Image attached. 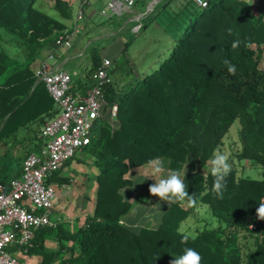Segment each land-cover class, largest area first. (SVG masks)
<instances>
[{"label":"trees","instance_id":"obj_1","mask_svg":"<svg viewBox=\"0 0 264 264\" xmlns=\"http://www.w3.org/2000/svg\"><path fill=\"white\" fill-rule=\"evenodd\" d=\"M174 1L160 3L169 7L170 16L147 35L151 41L142 47L140 62L127 56L133 38L122 57L112 59L111 81L103 89L107 104L90 143L80 150L93 156L89 164L98 170L93 210L78 217L74 228L61 221L39 228L32 244L20 249L27 257H41L34 264H170L185 248L199 252L202 264H264V220L256 216L264 203V178L245 176L231 165L226 188L217 196L211 171L203 172L213 152L222 151L237 119L238 161L264 168V16L248 0H209L206 8L179 0L171 8ZM33 2L0 0V28L26 48L25 62L0 49V75H5L0 83L3 181L20 175L28 152L41 145L45 121L57 112L35 62L42 49L59 45L64 26ZM233 41H239L235 49ZM90 50L92 66L73 84L74 92L86 94L94 84L92 72L103 58L99 48ZM226 59L236 66L234 75ZM114 104L118 112L111 117ZM23 129L27 133L20 136ZM155 157L185 176L195 202L186 198L169 204L154 226L127 224L124 217L134 203L124 191L136 185L129 173ZM50 180L59 186L71 181L60 169ZM203 203L218 225L195 234L181 231V222ZM240 232L252 237V247H240ZM48 239L57 245L48 246ZM17 248L14 243L9 250Z\"/></svg>","mask_w":264,"mask_h":264},{"label":"built area","instance_id":"obj_2","mask_svg":"<svg viewBox=\"0 0 264 264\" xmlns=\"http://www.w3.org/2000/svg\"><path fill=\"white\" fill-rule=\"evenodd\" d=\"M138 1L110 0L109 7L118 11L121 5L132 7ZM194 1L202 8L209 6V0ZM82 4H89V0H82ZM79 13L80 18L82 12ZM79 31L75 25L60 32L59 45L69 42ZM112 66V59H103L92 72L94 84L86 94L73 90L74 76L78 73L47 63L38 68L37 75L46 84L57 112L45 121L43 145L39 151L27 154L20 175L9 181L0 179V264H34L15 256L9 248L14 243L19 249L27 248L39 228L56 224L52 215L56 183L50 177L90 143L94 123L107 104L103 89L111 81ZM109 112L115 117L118 105L114 104Z\"/></svg>","mask_w":264,"mask_h":264},{"label":"crops","instance_id":"obj_3","mask_svg":"<svg viewBox=\"0 0 264 264\" xmlns=\"http://www.w3.org/2000/svg\"><path fill=\"white\" fill-rule=\"evenodd\" d=\"M61 1L63 2V4L57 5L56 0H34L33 5L40 8L44 12L48 13L50 16L56 18L61 24H63L64 28L60 30L58 33L62 32L65 29L72 28L75 25H78L80 31L75 36H73L72 39L67 43H64L62 45H57L56 47L53 48L46 47L42 49L35 62V64L36 63L38 64L39 62V66L35 65V68L37 69L40 67L41 64L47 63L53 67L64 68L68 71L72 69L74 72L78 73L76 75L74 74L75 76H74L73 84H75V82L79 78H83L85 76L84 72L91 68L92 51L90 49L93 46L99 48L100 55L102 56L103 59L120 58L119 56L120 54H122L126 44L124 39L128 37L126 35V32L139 34L140 32L148 31V29L150 28H153V30H151L153 32L158 31L161 25L164 23V21L170 16L169 7H167V9L160 7V3L163 0H139L132 7L121 5V8L118 11H115L109 7L110 0H89V4L86 5L82 4V0H61ZM248 1L252 4L256 12L261 13L264 16V0H259L258 4H260L261 6L254 5L253 3L254 0H248ZM178 3L179 0H175L172 3L171 8L176 7ZM79 12H82L80 18H79L80 15ZM150 16H154L153 19H150ZM148 22L149 24H147ZM147 35L148 34H146L145 37ZM15 39L17 45L19 46L21 45L24 48V58L16 59L10 56L8 53H6L4 50L3 51L6 54H8L12 60L25 62L26 48L21 43V41L16 36L13 38L10 37L7 41H11V40L13 41ZM131 39L132 37L128 39V41ZM115 46L117 48H115L112 53H107V50L110 47H115ZM26 133H27L26 130L23 129L20 132V136H23ZM41 140H42L41 145L38 147V149L32 151L40 150V148L43 145V138ZM31 145L33 146L34 143H32ZM233 161H234L233 164L238 167L240 172L244 169V167L250 165L249 163H246L245 165L239 164L237 158H235ZM141 168L142 169L148 168L147 164L138 167V170ZM138 170L137 168L134 169V171H138ZM94 172L97 173L98 170ZM96 173H94V175ZM142 178L143 177H138V179L140 180ZM70 179L72 180L73 178L70 177ZM134 180L137 183V180L136 179ZM143 180L146 179L143 178ZM65 185L69 186V184H65ZM135 195L136 192L134 191L131 194H129V198L133 200V203L136 201L137 198V196ZM200 205L201 204L196 205L194 212H197V207H199ZM134 206L133 209L124 217V221L127 224L136 226L138 225L137 224L138 222H136L137 220L131 219L134 214L133 212ZM143 208H144V212L146 213L145 214L146 221H149L150 214H148V210L150 209L145 205ZM91 212H92L91 210L88 212L85 211L83 214L86 215ZM52 215L54 216V210ZM82 215H79L78 217L82 218ZM160 220L161 218L156 223H158ZM200 220L201 219H198L197 221ZM77 221L80 222L79 219H77ZM140 223L143 224V222ZM20 257L24 260L33 263L41 259V257L38 255L31 256L33 259H26L24 256L23 257L20 256Z\"/></svg>","mask_w":264,"mask_h":264},{"label":"rangeland","instance_id":"obj_4","mask_svg":"<svg viewBox=\"0 0 264 264\" xmlns=\"http://www.w3.org/2000/svg\"><path fill=\"white\" fill-rule=\"evenodd\" d=\"M253 2V1H252ZM254 5L261 6L259 0H254ZM153 28L148 29V31L140 32L139 34L127 33L124 39L125 42L128 41L131 37L133 38L131 44L129 45L128 55L131 61L140 62L141 61V51L144 45L148 44L151 40L145 35L151 34ZM125 34V33H124ZM15 37L13 34L6 31L4 28L0 29V49L4 50L10 56L16 59L24 58V48L20 45H17L15 40L7 41L9 38ZM148 38V39H146ZM127 39V40H126ZM117 48L110 47L107 50V53H112L113 50ZM119 57H122L120 54ZM39 66L38 64H35ZM262 66L264 67V57L262 60ZM69 69V68H68ZM71 72H74L70 69ZM89 70H86L84 73L87 76ZM5 75H0V83L4 82ZM241 123L239 119H237L231 126L228 135L225 140V144L223 145L224 153L229 155V163L233 164L234 159L236 157V153L240 150L241 144L239 142V129ZM213 157V156H212ZM85 159V160H80ZM93 156L87 155L85 152H79L75 157L71 158L66 162L62 168H60L61 174L69 175L68 177H72L73 179L70 181L69 186H59L56 185L57 197L55 199L54 205V221L63 222L64 224L70 225V228H74L76 226V221L79 215H82L85 211H92L94 202H95V191H96V177L94 175V171L97 169L90 165L93 161ZM211 160V159H210ZM247 161V162H246ZM239 164L245 165L249 163L250 165L244 167V169L240 172L243 175H249L254 178H264V168L263 167H254L251 165V162L246 160H241L238 162ZM165 165V161H164ZM234 165V164H233ZM166 169H169L166 167ZM138 170V168H137ZM140 170V171H139ZM138 171L131 170L129 176L137 180L135 187L127 188L125 190V194L129 196L133 191L136 192L137 198L134 202V214L132 216V220H137L138 222L136 226H154L157 221L162 218L165 210L168 208L169 204L164 201H160L158 197L152 196L148 189L151 184L155 181L151 178H146L143 180L146 175L150 174L149 168L139 169ZM211 171L210 161L204 166L203 172L208 173ZM163 175V174H162ZM181 175V174H180ZM138 177H143L141 180ZM161 176L155 177V179H160ZM134 197V196H133ZM132 197V198H133ZM144 205L149 207L148 210L149 221H146V213L144 212ZM203 205V206H202ZM85 215H82V218ZM201 219L200 221H197ZM140 222H143L140 223ZM217 222L209 210V207L206 204H201L197 207V212H192L186 219H184L179 229L184 232H188L190 234H195L196 231L203 229L205 226L215 227L217 226ZM252 237L247 238L244 236L243 232H240L239 237V245L245 250L247 247H252L253 244L250 243ZM48 246L57 245V242L54 239L47 240ZM252 245V246H251ZM22 250L17 248L15 251H12V254L15 256H24L26 259H33L31 256L28 258L25 254L21 253ZM19 256V257H20Z\"/></svg>","mask_w":264,"mask_h":264},{"label":"clouds","instance_id":"obj_5","mask_svg":"<svg viewBox=\"0 0 264 264\" xmlns=\"http://www.w3.org/2000/svg\"><path fill=\"white\" fill-rule=\"evenodd\" d=\"M228 32L231 34V29H228ZM238 46L239 41H233L232 48L235 49ZM224 64L227 65L228 72L234 75L236 66L227 59ZM229 159L228 154L215 150L210 160L211 175L214 177L213 191L216 192L217 196H222L223 190L226 188V178L231 172ZM147 167L150 170V174L146 175L144 179L151 178L155 181L148 189L152 196L158 197L160 201L167 202V204L184 201L186 198L193 203L195 202V196L188 194L185 176L182 177L176 170L166 169L161 157H155L147 161ZM157 176L162 178L157 180L155 179ZM256 216L258 219L264 220V203L259 204L256 209ZM188 239L187 235L183 237L185 242ZM170 264H202V256L193 248H185L181 255L170 261Z\"/></svg>","mask_w":264,"mask_h":264}]
</instances>
